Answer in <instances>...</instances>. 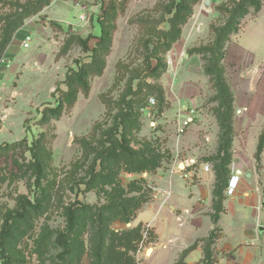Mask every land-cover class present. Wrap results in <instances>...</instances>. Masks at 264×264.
Instances as JSON below:
<instances>
[{"label":"rangeland","instance_id":"1","mask_svg":"<svg viewBox=\"0 0 264 264\" xmlns=\"http://www.w3.org/2000/svg\"><path fill=\"white\" fill-rule=\"evenodd\" d=\"M28 1L32 0H0V35L2 19ZM180 1L51 0L38 15L24 22L5 49L0 62V235L7 215L17 211L19 201L36 204L41 200L30 153L35 140L40 141L46 166L42 182L47 195L45 210L30 214L27 222L12 220L15 241L7 242L6 249L14 264H64L58 257L63 249L57 237L67 227V209L77 203L96 208L108 203L106 193L111 187L99 185L88 190V171L100 149L98 143L115 127V116L125 112L122 99L131 86L139 94L128 99L140 107L135 109L137 122L128 135L130 146L137 152L156 154L159 166L142 174L121 171L117 180L125 194L132 182L144 181L141 187L150 200L154 189L165 184L158 176H167L181 140L198 137L200 141L191 143L189 149L200 146L209 152L215 147V134L219 138L222 132L218 92L214 80L205 73V66L211 63L207 49L219 45L217 31H223L218 67L234 97L230 119L234 143L236 122L247 114L248 107L236 106L233 89L248 84L250 94L263 101L259 96L264 95V61L256 67H238L235 61L239 47L247 45L249 31L264 30V0H255L259 9L248 5L234 20L231 12L241 0H210L208 8L204 0H185L187 9L181 14L185 21L174 20L175 12L169 14ZM110 5L114 8L106 17ZM98 18L111 32L103 74L90 76L89 93L80 92L58 119L42 124L43 111L55 106L56 99L67 91L64 81L68 71L78 69V61L91 63L92 52L83 49L80 39L93 37L89 47L95 48L98 39L94 37L100 34ZM172 20L177 32L174 36ZM260 40L257 42L263 43ZM261 47L264 49L263 44ZM158 63L160 70L152 72ZM189 117L194 118L193 124L179 134V121ZM211 136L212 144L207 138ZM215 155L201 160L206 162ZM182 166L177 167L183 170ZM100 169L98 166L97 171ZM138 195L135 192L126 197ZM135 220L129 224L116 221L111 229L116 233L132 229L138 226ZM89 230L90 226L80 232L66 264L94 263L96 242H91ZM147 233L143 225L137 254L148 246L143 242Z\"/></svg>","mask_w":264,"mask_h":264},{"label":"trees","instance_id":"2","mask_svg":"<svg viewBox=\"0 0 264 264\" xmlns=\"http://www.w3.org/2000/svg\"><path fill=\"white\" fill-rule=\"evenodd\" d=\"M51 0H32L28 1L25 5L17 8L9 15L4 17L2 33L0 35V62L3 59L4 51L11 44L14 36L24 26V22L35 15H38L45 7L49 6ZM254 6L260 8V3L255 0H241L231 12V19L242 16L247 6ZM114 6L111 5L105 10L104 15L108 17ZM185 0H181L175 5V8L169 10V14L175 12L174 20L182 19V12L186 10ZM105 20V18H103ZM172 20L173 36L176 31V26ZM98 29L100 34L94 37L98 39L97 45L92 50L89 47L90 37L86 40L80 39L81 45L86 52H92L91 63L82 64L81 61L76 62L78 69H70L66 75L64 84L67 91L62 93V97L56 99V105L46 108L42 113L40 122L42 124L49 123L52 119H58L64 111V108L72 106L78 98L80 92L89 93L90 76H100L103 74L106 63L104 56L111 42L110 29L105 25V21L98 18ZM223 31H217V42L207 51L211 54L210 64L205 66V73L214 80V86L218 92L217 100L219 101L220 110L218 111L220 130H222L218 138L217 153L214 157L209 158L206 162L213 165V170L216 177L215 188L213 191V214L212 220L215 224L218 223L220 215L224 212V192L229 185L230 165L233 160V135L234 128L230 125L232 105L234 97L231 89L224 79V71L218 67L220 61V50L222 44ZM160 70V63L156 65L152 72ZM153 89V88H152ZM139 91L133 90L130 87L128 95L122 99L124 113L115 116L116 124L110 132L106 133L102 138L103 141L99 142V150L94 153V162L90 167L88 190L94 189L99 185H106L111 187V192L106 193L109 198L108 203L103 207H93L89 205H73L67 209V227L63 233L57 237V244L63 249L62 253L58 256L59 260L66 264L65 258H72L75 251L74 245H77V239L80 232L84 231L86 227H91L89 230L91 242L94 243L92 257L94 263L92 264H137L136 254L138 244L142 241L143 237V224H139L132 229L116 233L111 229V226L116 221L126 224L131 223L136 219L138 212L149 202L146 192H143L140 182H132L128 192H124L119 188L117 177L121 171L129 173L142 174L144 172H154L159 166L157 155L148 151L137 152L134 151L129 143L128 135L131 129L137 122V115L135 109L140 107L133 99L129 100L130 96H136ZM141 103V102H140ZM121 132V133H120ZM264 150V129L259 137V143L255 159L257 164L261 162V155ZM32 156V164L36 173L35 185L39 193H41V200L37 203H32L29 200L19 201L17 211L11 212L5 219V226L0 235L1 258L3 264H14L13 258L7 253V242H14V221H26L32 213H41L44 209V204L47 200L45 190L42 188L43 178L45 176V161L42 155L43 149L40 147V141L35 140L33 146L30 147ZM101 169L97 171V167ZM138 192V196L126 197L128 194ZM38 193V194H39ZM219 229L215 230L206 239L197 241L190 248L185 250L179 257L176 264H186L185 260L188 254L198 247L200 244L204 247V259L201 264H215V257L213 247L218 238ZM146 241L148 244L154 242L155 236L153 231L148 230ZM133 253L134 256L130 255Z\"/></svg>","mask_w":264,"mask_h":264},{"label":"crops","instance_id":"3","mask_svg":"<svg viewBox=\"0 0 264 264\" xmlns=\"http://www.w3.org/2000/svg\"><path fill=\"white\" fill-rule=\"evenodd\" d=\"M258 39H262L263 43L257 42ZM261 44L264 45V30H250L247 45L239 47L235 61L237 66L256 67L263 62ZM249 90L248 84L233 89L236 106L239 109L247 106L248 112L236 122L233 160L229 168V182L238 176L239 183L232 195L225 190L224 212L218 223L212 220L216 183L213 165L201 160L204 156L217 153L218 134H215V147L209 152L200 146L190 150L191 143L194 145L200 141V138L191 136L176 145V155L167 176H158V180L164 179L165 184H159L154 189L151 202L137 214L135 225L143 224L155 236L154 242L148 244L147 240L148 246L137 254L138 264H176L185 250L208 238L215 228L219 229L213 247L215 264H264V150L260 164L255 159L259 137L264 129V95L259 96L263 97V101H257ZM207 138L211 144L214 142L213 136ZM203 145L208 146L206 143ZM181 157L185 161L180 162ZM181 163L184 169L177 171L176 166ZM198 164L199 167H196ZM206 166L209 171H205ZM185 171L192 177L182 178L181 173ZM186 210L190 215L186 217L187 223L180 226L176 217ZM203 248L200 244L193 249L185 260L186 264H201ZM148 249H151L149 255Z\"/></svg>","mask_w":264,"mask_h":264},{"label":"built area","instance_id":"4","mask_svg":"<svg viewBox=\"0 0 264 264\" xmlns=\"http://www.w3.org/2000/svg\"><path fill=\"white\" fill-rule=\"evenodd\" d=\"M154 100H152V103L154 104ZM193 124V118L189 117V118H186L184 120H180L179 121V129H178V132L179 134H184L186 130H188L191 125ZM186 164H189V162H186ZM176 170L178 171L179 168L176 166ZM205 171H209V167L206 166L205 167ZM181 176L182 178L184 179H188V178H191L192 175L189 174L188 172H184V173H181ZM239 183V177L238 176H234L230 182H229V185H228V188H227V194L228 195H232L236 188H237V185ZM190 215V212L188 210L186 211H183L180 215H177L176 217V220H177V223L180 225V226H183L187 223V219L186 217ZM0 264H3L1 261H0Z\"/></svg>","mask_w":264,"mask_h":264},{"label":"water","instance_id":"5","mask_svg":"<svg viewBox=\"0 0 264 264\" xmlns=\"http://www.w3.org/2000/svg\"><path fill=\"white\" fill-rule=\"evenodd\" d=\"M210 4H211V1L210 0H204V6L206 8H208L210 6ZM150 252H151V249H148L147 255H149Z\"/></svg>","mask_w":264,"mask_h":264},{"label":"bare ground","instance_id":"6","mask_svg":"<svg viewBox=\"0 0 264 264\" xmlns=\"http://www.w3.org/2000/svg\"><path fill=\"white\" fill-rule=\"evenodd\" d=\"M191 161H192V160H191ZM191 161H190V162H191ZM193 163H194V162H193ZM181 169H184V166H182V168H181ZM149 254H151V252H150ZM150 256H151V255H150Z\"/></svg>","mask_w":264,"mask_h":264}]
</instances>
